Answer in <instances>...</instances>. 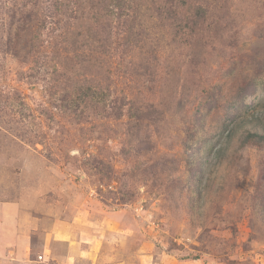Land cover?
I'll use <instances>...</instances> for the list:
<instances>
[{
	"label": "rangeland",
	"instance_id": "rangeland-1",
	"mask_svg": "<svg viewBox=\"0 0 264 264\" xmlns=\"http://www.w3.org/2000/svg\"><path fill=\"white\" fill-rule=\"evenodd\" d=\"M241 2L237 4L242 5ZM51 3V0H0V205L20 203L30 218H41L46 209L50 222L71 219L85 206L92 207L91 202L108 212L126 210V221L134 231L127 243L130 253L137 244L148 243L145 254L150 257V264H264V148L251 145L245 148L243 142L248 130L264 135V18H253L242 11L240 21L246 18L249 21L235 43L226 47L223 54L212 56V61L195 69L193 75L191 71L187 73L183 63L169 58V34L159 19L163 13L157 0H119L118 7L113 9L114 19H109L113 28L109 26L108 12L101 15V10H93L91 15L85 12L83 16L85 1L56 3L65 15L58 16L62 23L57 35L70 30L71 35L78 33L80 39L78 47L83 63L73 69L75 73L77 69L83 70L75 74V81H81L80 87L85 82L94 85L95 99L102 107L123 91L130 94L139 83L150 101L163 98L167 91L182 92L185 85L190 88L185 89L183 97L185 110L173 117L178 126V130L173 128V134L179 132L181 137L188 133L196 114L211 111L210 125L200 147L185 154L182 146L169 140L161 144L151 131L149 138L129 134L121 126L131 121L128 115L119 122L104 120L98 108L94 116L80 120L83 124L71 122L75 118L70 111L69 116L64 115L61 96L52 99L44 90V80L51 77L49 68L56 52L50 43L34 51L35 69H19L20 60L8 44L15 31L12 33L8 26L35 9L39 15L48 13L45 7ZM76 10L80 11L78 15L74 13ZM74 15L82 18L74 22ZM53 20L48 21L50 26ZM48 29L43 37L51 36ZM109 37L114 40L113 50L111 57L102 58L104 66L93 47L107 42ZM141 54L156 58L158 65V69L152 70L151 80L143 83L132 69H126L130 59ZM19 70L28 74L22 81ZM65 71L68 73H62L63 77L74 76L73 71ZM249 82L253 84L251 92L240 103L236 91L247 87ZM165 85H169L167 91ZM75 96L72 106L75 109L78 106L80 111L82 98ZM235 101L233 109L241 106L240 116L244 118L231 130V133L235 130L232 142L223 143L228 132H220L219 121L225 118L230 123L226 117L232 109L228 105ZM99 113L103 120L98 119ZM93 122L97 124L90 137L88 130ZM115 133L117 136L113 137ZM86 139L90 140L85 143ZM128 143L136 144L139 152L123 156V144ZM219 146L229 148L226 161L214 170L205 166L203 186L196 191L195 174L188 172L187 160L192 154L193 158H204L203 162L212 165ZM104 148L114 154L118 169L140 170L134 171L137 181L131 184L137 186L135 201L121 205L99 195L103 187L89 177L88 166L83 164L85 158ZM160 152L177 153L180 172L174 171L177 165L166 174L149 168L158 167ZM172 179L176 182L172 183ZM183 180H188L189 188L179 193L178 184ZM119 185L118 180L114 181L104 193L110 196L108 192L117 191ZM162 186L176 189L170 188L167 193Z\"/></svg>",
	"mask_w": 264,
	"mask_h": 264
},
{
	"label": "trees",
	"instance_id": "trees-1",
	"mask_svg": "<svg viewBox=\"0 0 264 264\" xmlns=\"http://www.w3.org/2000/svg\"><path fill=\"white\" fill-rule=\"evenodd\" d=\"M77 1L86 2V4H83V16L85 12L87 16H89L93 13V10H101L103 12L101 15L108 12V20L114 19L115 11L113 9L117 8V4H119V0ZM241 1V4L244 5L243 7H241L242 5L237 4L240 0H157V4L163 13V17L160 16L159 19L163 22V26L168 30L169 34V58L172 57L174 61L177 59V62L183 63V66L188 69L187 73L191 71L192 74L195 75V69H199V67L205 65L207 66V64L212 61V56L219 53L223 54L226 47H230L235 43V39L241 35L244 25L249 21L247 18L244 21H240L239 15L242 11L243 13L248 12L253 18L257 16L264 18V0H249V2L247 0ZM51 2L52 3L49 4V6L45 7L48 13H42L39 15L35 9V11L26 15L21 21H15L12 25H9L8 29L11 30L12 33L15 31V34L13 37L9 38L8 44L10 49L15 53V56L20 60L19 65L21 66L19 69L25 70L35 69L37 59L34 51L43 46L46 47V44L50 43L53 51L55 50L56 52L55 57L52 59L53 65L49 68L52 71L51 77L44 80L46 84L44 90L52 99L56 98V95L61 96L59 101L63 106L64 115H67L68 111H70L72 112L71 115L73 114V117L75 118L71 119V122L83 124L80 120H87V118L91 117L90 115L94 116L96 109L99 108L104 120L108 118L115 122H119L128 115L131 121L129 124H122L121 126H124L123 129H126L129 134L134 137L145 135L149 138L148 134L152 132L158 137L161 144H164L169 140L171 144L182 146L185 150V154H189L191 153V150L195 151L200 147V143L202 142L201 139L205 137L204 133L210 125L208 119L210 110L207 113H204L202 110L200 113L196 114L194 121L191 122L189 129H187L188 133L185 137H181L180 133L176 131L177 134H173V128L178 130V126L173 117L175 118V116L182 115L185 110V98H183L187 93L185 91L187 88L185 85L183 91L179 93H175L174 91L168 92L167 88L169 85H165L166 88L164 91H167V94H165L163 98L159 97L157 101H150L146 99V89H144L143 86H140L141 84L139 83V86L136 85L135 87V92L133 91L135 90L134 88L131 89L130 94L124 93L123 91V93L117 95L108 106L104 107L100 105V101L95 99L94 85H87L90 83L85 82L80 87L79 85L81 81H75V77H77L75 74L79 73L78 70L82 71L83 69H77V73L74 72L75 67H77L78 64L80 65L83 63L81 61V53L79 52V49L81 48L78 47L80 43L78 33L76 35L75 33L71 35L69 30L67 34L62 33L61 35H57V32L59 31H57V29L58 27L60 29L62 23L61 19H58V16L65 15H63L60 9L56 7V3H58L57 5H60L61 0H51ZM79 12V10H76L74 13L78 15ZM76 15L72 18L73 21L82 18L80 16L77 17ZM101 15L96 17H100ZM253 18H251V20H253ZM52 19H54V22L51 23L50 26L48 21ZM110 20L109 26L113 28V23ZM47 25L49 27L47 31L51 36L46 37L49 38H46L45 36L43 37L44 31L48 28ZM50 29H52V32H49ZM52 39L54 40L52 41ZM113 44L114 40L112 38L107 40V42L101 41L93 47L98 53V57L96 58H99L98 61L104 66L105 64L103 63L102 58L108 56L111 57ZM61 47H66L67 49L64 48L63 50L65 51H63ZM130 60L131 61L126 64V69H132L135 76L139 75L138 78L141 83L150 81L154 75L152 70L158 69V65L156 66L155 64L156 58L154 59L148 54H141ZM65 69H68L71 73L73 71L74 76L71 75V79L70 77H63L64 74L62 73H68ZM167 69L169 68L167 67ZM24 70L18 71L19 80L21 81L24 78H27L24 76L28 75L27 71L25 72ZM70 81L73 83L71 85L67 84L70 83ZM61 82H64V85H62ZM251 86H253V84L249 82L247 87H242L236 91V97L240 103H242L250 94ZM74 93L82 98V104H80L82 110L80 111L78 106H75L77 109L72 106L75 103L74 100L76 98ZM134 93L137 95L135 96ZM235 103L237 102L235 101L233 104L228 105L229 109H232L226 117L230 123H228L225 118H221L219 121L220 132H228V138L225 139L223 143H226L227 141L232 142L231 140L235 130L233 133H231V130L236 129L244 118L243 116H240L242 110L241 106L233 109ZM100 115L101 113H99L98 119L103 120ZM94 122L88 130H91L90 137H92L94 127L97 124ZM85 128L87 129V127ZM80 131L84 132V129L81 128ZM114 136H117V134H113V137ZM89 140L90 139H86L85 143ZM243 142L245 148L249 145L255 146L258 149L264 148V135H259L257 132L252 133L248 130ZM105 143H107V141H105ZM136 148L137 145L134 143L123 144L121 154L128 157L129 153H134L139 149L136 150ZM228 150V146H219L217 149V156L212 165L208 164L207 161L203 162L204 158L197 159L193 158L192 154L190 155L186 162V168L188 172L195 174L196 182L194 187H196V191H198L199 187L203 186L204 175L206 173L204 169L205 166L212 170L217 167L219 168L220 165L226 161L225 157ZM147 151L149 150H146L145 152ZM104 153H107L105 157H103ZM114 157V154L106 148L100 149L97 155L89 156L87 159L85 158V163L83 165L88 166V171L86 172L89 177L95 178L96 182L103 187V189H99V195L101 194L105 196V198H110L118 204L125 205L138 198L137 186L133 187L131 184L137 181L135 180V175L137 173L134 171L140 170L130 171L127 169H118L115 165ZM158 157V167L150 165L149 168L154 167L152 170H160L161 173L166 174L169 170L174 168L173 166L177 165L176 170L174 169V171L177 173L178 171L180 172L181 160L178 158L177 153L160 152ZM139 168L140 166L136 169ZM176 179L179 178L177 177ZM176 179H172V183L176 182ZM117 180L120 182L117 191L108 192L112 197L105 194L104 190H106V187H111V184ZM178 186L179 193H181L183 189H188V180H183ZM173 187L169 186L166 189H163L162 186L161 189H163V192L170 193V188ZM158 189L160 190V186H158ZM175 189L176 187L172 190Z\"/></svg>",
	"mask_w": 264,
	"mask_h": 264
},
{
	"label": "crops",
	"instance_id": "crops-1",
	"mask_svg": "<svg viewBox=\"0 0 264 264\" xmlns=\"http://www.w3.org/2000/svg\"><path fill=\"white\" fill-rule=\"evenodd\" d=\"M90 205L71 219L52 222L46 209L41 218H30L20 203L0 205V264H150L148 243L130 253L134 231L126 210Z\"/></svg>",
	"mask_w": 264,
	"mask_h": 264
},
{
	"label": "built area",
	"instance_id": "built-area-1",
	"mask_svg": "<svg viewBox=\"0 0 264 264\" xmlns=\"http://www.w3.org/2000/svg\"><path fill=\"white\" fill-rule=\"evenodd\" d=\"M38 260L42 261L43 260V256H39Z\"/></svg>",
	"mask_w": 264,
	"mask_h": 264
}]
</instances>
